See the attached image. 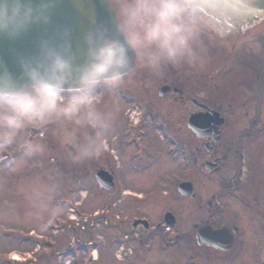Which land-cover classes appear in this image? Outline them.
I'll list each match as a JSON object with an SVG mask.
<instances>
[{
	"label": "flooded vegetation",
	"instance_id": "af4514ba",
	"mask_svg": "<svg viewBox=\"0 0 264 264\" xmlns=\"http://www.w3.org/2000/svg\"><path fill=\"white\" fill-rule=\"evenodd\" d=\"M231 38L199 32L195 64L153 70L137 60L120 87L94 93L111 125L123 124V143L138 158L127 166L144 172L143 131L151 128L162 135L154 161L163 149L173 168L143 196L116 186L106 156L83 160L84 178H113L110 191L96 185L115 216L107 245L117 264H264V34Z\"/></svg>",
	"mask_w": 264,
	"mask_h": 264
},
{
	"label": "clouds",
	"instance_id": "9594fccd",
	"mask_svg": "<svg viewBox=\"0 0 264 264\" xmlns=\"http://www.w3.org/2000/svg\"><path fill=\"white\" fill-rule=\"evenodd\" d=\"M61 0H0V38L18 39L34 25H47ZM113 25L90 16L84 59L77 63L70 32L42 38L35 56H18L20 75L0 67V147H10L31 126L64 122V142L74 163L105 148L113 115L96 106L97 89L120 87L136 61L158 70L163 64H195L199 28L181 0H102ZM81 130L82 132L81 136ZM25 155L42 145L23 142Z\"/></svg>",
	"mask_w": 264,
	"mask_h": 264
},
{
	"label": "rangeland",
	"instance_id": "374dc122",
	"mask_svg": "<svg viewBox=\"0 0 264 264\" xmlns=\"http://www.w3.org/2000/svg\"><path fill=\"white\" fill-rule=\"evenodd\" d=\"M99 100V97L96 98V105ZM97 108L100 110V107ZM112 122L113 119L110 123ZM68 127L71 125L64 122V128ZM64 128L57 122L31 126L20 132L10 147H0V165H2L0 166V264H73L69 258H62V251L73 248L76 252L80 244L88 245L92 240L93 242L99 240V247L96 250L97 264H117L118 259L112 255L116 247L109 248L107 245L108 240L116 232L112 231L109 225L114 221H111V217L115 218V216H111L110 209L108 218L93 222V214L106 210L108 199L105 191L98 189L92 176L84 178L79 172L83 161L79 163L72 161L69 155L71 146L64 142ZM143 136L142 146L143 149L145 148L144 161L147 166L144 172L138 169V163L133 167L138 169V172H133L132 165L127 166V161L133 164L138 158L132 157L134 151L132 147H125L123 124L118 122L111 125L110 134L105 140L106 146L99 157L102 160L106 156L111 161L114 171L119 175L116 182L118 188L124 185L125 188L130 189L128 191L131 194L143 193L142 195L145 196L147 195L145 191L150 195L153 194L156 176L171 172L173 168L161 154L163 149L157 154V159H160L158 161L153 159L152 147L156 140L161 142L160 134L154 133L151 128H146ZM25 140L42 145V150L36 151L31 156L25 155L23 150ZM7 161L13 162L14 166L7 168V165L11 164H7ZM85 162L89 163L88 160ZM143 165L144 162L141 163L140 169ZM88 171L86 167L85 172L89 173ZM126 175L130 177V181L125 178ZM63 199L71 202L72 205L76 203L79 213L82 216L87 213L89 217L85 221L72 215L71 218L74 219L67 227L68 231L58 233L51 231L56 226V223H52L53 218L60 217L61 224H64L61 222L62 217L70 218V215L66 214L68 208L56 203L57 200ZM151 201L149 210L154 211ZM117 216H120V213H117ZM45 220L51 224H47L44 229L42 223ZM32 236L33 239H29ZM124 253L125 251L122 250L121 257ZM27 256L32 258L30 262L33 260L35 262L17 263L10 260L16 258L24 261ZM74 264L91 263L85 256H78Z\"/></svg>",
	"mask_w": 264,
	"mask_h": 264
},
{
	"label": "water",
	"instance_id": "95a60500",
	"mask_svg": "<svg viewBox=\"0 0 264 264\" xmlns=\"http://www.w3.org/2000/svg\"><path fill=\"white\" fill-rule=\"evenodd\" d=\"M199 32L222 42L237 37L241 42L264 34V0H181ZM111 27L112 14L102 0H61L47 25H34L18 39L0 38V67L20 75L18 56L31 57L39 52L42 38L59 39L65 29L70 32L77 63L84 59V33L91 27L90 16ZM231 38V39H232ZM96 181L101 188L111 189L112 178L100 171Z\"/></svg>",
	"mask_w": 264,
	"mask_h": 264
},
{
	"label": "bare ground",
	"instance_id": "6f19581e",
	"mask_svg": "<svg viewBox=\"0 0 264 264\" xmlns=\"http://www.w3.org/2000/svg\"><path fill=\"white\" fill-rule=\"evenodd\" d=\"M96 253V252H95ZM94 256H96V254H94ZM13 260H17L16 258H12Z\"/></svg>",
	"mask_w": 264,
	"mask_h": 264
},
{
	"label": "snow or ice",
	"instance_id": "6c2138e0",
	"mask_svg": "<svg viewBox=\"0 0 264 264\" xmlns=\"http://www.w3.org/2000/svg\"><path fill=\"white\" fill-rule=\"evenodd\" d=\"M245 2V0H241V3H244Z\"/></svg>",
	"mask_w": 264,
	"mask_h": 264
}]
</instances>
